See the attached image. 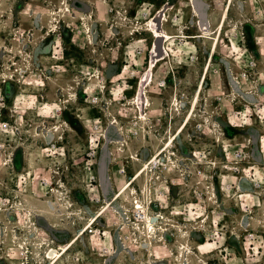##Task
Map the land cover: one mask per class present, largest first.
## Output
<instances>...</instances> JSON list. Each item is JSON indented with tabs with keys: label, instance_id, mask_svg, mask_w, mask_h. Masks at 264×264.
Returning a JSON list of instances; mask_svg holds the SVG:
<instances>
[{
	"label": "rangeland",
	"instance_id": "rangeland-1",
	"mask_svg": "<svg viewBox=\"0 0 264 264\" xmlns=\"http://www.w3.org/2000/svg\"><path fill=\"white\" fill-rule=\"evenodd\" d=\"M163 1L30 0L24 5L10 0L17 12L22 8L16 12L20 22L31 11L32 25L31 34L17 41L16 50L23 52L16 55L12 70L5 63L1 70L12 94L6 98L0 90V125L9 121L18 130L0 131L5 147L0 151V264H41V242L61 252L60 264H138L144 255L161 260L149 264H174L186 242L194 253H188L190 264H264V229L258 221L264 188L255 194L261 207L254 208L257 218L252 222L260 236L256 247L244 248L237 195L250 197L253 190L241 173L227 169L246 144L245 166L253 164L256 174L264 176V0H203L209 5L203 9L208 26L187 40L173 38L175 29L162 33L153 22L143 26V10L151 17ZM226 6L228 17L213 48ZM200 31L194 26L187 33ZM158 36L171 46L162 57L154 51ZM211 52H216L214 58ZM206 66L196 118L202 127L195 120L186 124L171 146L173 161L165 156L157 161L156 150L190 108L179 115L170 112L174 93L184 91L192 98ZM244 69L247 78H241ZM144 91L152 105L143 129L138 116ZM55 126L60 129L54 131ZM146 161L160 172L149 186L151 212L163 214L161 226L167 221L181 226V232L162 231L161 241L149 252L141 248L137 225L127 226L130 219L136 221L131 217L136 201L114 202ZM146 182L144 177L133 183L139 196ZM103 206L105 215L86 226ZM220 207L224 238L217 249L189 223L207 214L211 227ZM170 210H182V217H172ZM203 241L205 246L196 248Z\"/></svg>",
	"mask_w": 264,
	"mask_h": 264
},
{
	"label": "built area",
	"instance_id": "built-area-1",
	"mask_svg": "<svg viewBox=\"0 0 264 264\" xmlns=\"http://www.w3.org/2000/svg\"><path fill=\"white\" fill-rule=\"evenodd\" d=\"M225 1H227V0H225ZM205 6L207 7L209 5H206L205 3H203V0H164L161 3L160 7L157 10H155L154 14L151 17H149V11L148 10H143L142 16L144 17V20H143L142 24H143V26H145L147 23L153 22V24L156 27H157V25L160 26L162 33L163 32L165 33L167 30L171 31V29H173V30L175 29L177 31L176 32L177 35L174 36L173 38H175V37L179 38L180 37L182 40L192 39L191 36H197L199 34H203L202 31H204V30H202V28L203 27L205 28L208 26V23H209L208 19L209 18L203 10ZM163 25H164V27H163ZM194 26H196L197 29L201 30L200 33L194 34V35L187 33ZM165 41H166V38L164 36L163 50L166 53L167 52L166 47L169 50H171V46L169 45L170 41L165 46ZM153 43H154V39H153ZM155 48L156 47L154 45V51H155V54H157ZM151 55H152V48H151ZM250 63H251L250 67H253L252 65L255 64V61L250 60ZM151 70H152V68H151ZM240 75H241V78H247V70L246 69L242 70L240 72ZM152 77H153V75H152ZM164 86H166V81L162 80V82L160 83V87H164ZM141 93H142V97L140 99V102H141L142 110H141L140 115L138 116V119H139V122H141V124H142V127H140V128L144 129V127H145L144 121H146V119H147L146 116L148 115L147 110H148V107H150L152 104L150 103V99H149V96L147 95V92L144 91ZM232 95H234L233 92L228 94V96H232ZM233 99L237 100V98H235V96ZM191 100H192V98H190V96L186 92L177 90L176 93H174V95L172 97L171 106L169 108V111L170 112L172 111V113L174 111L179 115L180 111H182V113H183V110L185 108L190 107ZM185 110L187 111L188 109H185ZM10 111H11V109H10ZM199 112H200V110L198 111L197 107H196V111L193 113V115L191 116V119L188 123L195 120V122H197V125L199 126V128H201L202 123L199 121H196V118H197V115H199ZM158 121H162V119L159 118ZM188 123H187V125H188ZM136 124H137V122H136ZM171 125H172V123H170L169 126L171 127ZM97 127H98L97 123H94V128H97ZM169 128L167 129L168 133L170 130ZM58 129H60V126H55L53 130L57 131ZM15 130L17 131L18 127L16 125H12L9 121H5L0 125V131L4 135L13 134L15 132ZM44 130H45V128H44ZM261 142H263L262 139H261ZM261 146L264 148V144L261 143ZM4 148H5L4 144L0 143V151H2ZM246 148H247V145L244 144V145H242L241 148L236 150V152L234 153V160L230 163L231 165H229V166L227 165V169L230 170L231 172L235 173V174L241 173L240 178H244V177L247 178L250 181L251 186H252V190H253L252 196H250V197H248L247 195L243 196L240 193L237 195V199L241 202V209L243 211V216H242L243 219H242V222L239 223V229L241 231V234H243V236H242L243 237V239H242L243 246H244V248H248V247L253 248V247H256V243L258 242L257 241L258 237L260 236L259 230H257L255 228V226H252L253 220H255L257 218L254 216V214L256 215V213H255L256 211L254 208L261 207V199L258 200L256 198L255 194H256L257 190H262L264 188V186H263L264 185V176L259 177L258 174H256V171L254 170L253 164H249L251 166H249V165L245 166V162L243 161V159L245 157L244 154L246 153V151H245ZM223 152H225V154L228 153V148L226 145H223ZM208 163L209 162H207L206 165ZM210 164H212V163H210ZM212 165H216V164L213 163ZM121 171L125 172V168H122ZM199 173H201V171H199ZM239 180H241V179H239ZM238 185H240V183H238L236 185L235 189L239 190ZM141 193L142 194L139 196V201L141 202V206L139 208H137V210L134 213H131V217L136 216V221H133V219H130V222L128 221L129 223H127L126 221H122V222H126L128 224L127 225L125 223H122V225H127L129 229H130V227L133 229V227L136 225L138 226V224H141L142 226H144L145 218L147 217V215H149L150 217L157 218L156 223L158 224L157 225L158 234L163 230V227L168 228V230L173 228L175 230V232L178 230L181 232V230H180L181 226L177 225V223L171 224L169 221H167L168 223H170V225L166 226V224H165V226H161L159 223H161L162 219L164 220L163 214L159 211L152 213L150 210L152 203H153V200H151V196H153V195H151L152 193L148 194V192H145L144 190H142ZM238 196H239V198H238ZM233 197L236 198V196H233ZM249 200H256L257 204H254L251 206L247 202ZM135 201H137V200H135ZM145 204H147L146 207H145ZM255 205H257V206H255ZM136 207H138V206L136 205ZM262 209H263L262 214L259 215L261 217L258 219V221H259V224L262 226V229H264V206ZM222 210L223 209L221 207H220V209H218V213H220V215L217 216L216 219L212 220L213 222H212L211 227H210V225H207L208 224L207 220L209 217V216H207V214L202 215V216H198L199 218L196 217L193 220H190L193 223L192 222L189 223V224H191V227L194 230L201 233L203 238H206V236H207L206 239L209 240L212 244H214V246L217 249H220L223 247L224 231H223V224H222L223 218L222 217H223L224 213L222 212ZM257 210H258V208H257ZM175 211H180L179 212L180 214L176 215ZM182 214H183L182 210H170V215H172V217H175V216L182 217ZM200 217H202V218L200 219ZM205 217H206V219H205ZM171 222H173V221H171ZM181 224H183L184 227L187 226L186 225L187 223H181ZM169 226L171 228H169ZM134 231L135 230H133V232ZM165 231H167V229ZM188 231L191 232L190 229ZM130 234H132V233H130ZM138 235H142L141 232H139ZM132 236L129 234L127 235V237H130L131 239H132ZM143 238H144V236H143ZM143 238H142L141 248H143V249H145V251L149 252L150 249H152V247L150 244L145 243V240ZM147 238L149 240H151V237H149L148 235H147ZM158 238L161 241V236H159ZM203 242L204 243L202 245H199L197 243L196 248L201 249V247L205 246L204 244L206 241H203ZM185 244H188V243L186 242ZM180 248L181 249L186 248V246L184 244H180ZM203 249H206V248H203ZM157 260H158V263L161 262V260H159V258H152L150 260V259L146 258L144 255V256H139L137 262H138V264H149L151 261L152 262L154 261L156 263ZM174 262H175L174 264H184V263L190 264V263H188V261H186V260L181 261L179 258L177 260L175 259ZM201 264H209V263L206 261V263L201 262Z\"/></svg>",
	"mask_w": 264,
	"mask_h": 264
},
{
	"label": "bare ground",
	"instance_id": "bare-ground-1",
	"mask_svg": "<svg viewBox=\"0 0 264 264\" xmlns=\"http://www.w3.org/2000/svg\"><path fill=\"white\" fill-rule=\"evenodd\" d=\"M231 1V0H229ZM229 6H226L221 14H220V19H219V24L217 29L215 30L214 36H213V41H212V47L214 48L217 45L219 36L221 34V30L220 27L221 25L226 21L227 17H228V9ZM55 12V11H54ZM216 52H211L212 54V58H214ZM208 75V71H207V66L204 68L203 73H202V81L200 84V87L198 89H196L194 96L192 97L191 100V106L188 109V111L184 114V119L181 122V124L178 126V128L172 132L171 134H169L168 138L163 142V144L156 150V160H159L160 162H163V158L164 156L166 158H168L169 160L173 161V155L175 154L172 149L171 146H173V144L175 143V141L178 139L179 137V133H181V131L184 130L185 125L189 122V120L191 119V116L193 115V113L196 111V107L200 102L201 96L203 94V82L206 80ZM165 162V161H164ZM148 161H146L144 164H142L134 173L135 177L134 180H129L121 189V194H119L118 196H115L114 198V202H117L118 199H122L121 203L125 202L126 198L128 200L130 199H134L137 200L136 202H134V204H136L139 208L141 206V202L139 201V192L136 189V187H133V183L138 181L140 182V180L144 177L147 178V182L146 184L142 185V188L144 191L148 192V194L150 193V185L153 184V181L155 178L158 177V174L160 173L158 170H155V166H153L152 168L150 167V165L147 164ZM127 190H130V192H128ZM152 192V189H151ZM116 195V194H115ZM132 197V198H131ZM110 204V202H109ZM112 204V203H111ZM124 205V204H123ZM125 207H127V205H124ZM147 206V204H145V207ZM31 211L34 212V210L32 209ZM36 211H39V209H37ZM106 213L105 207L103 206L102 209H99L96 213L92 214L89 216V218L87 219L85 225H92L94 222H96L100 217L104 216ZM168 218V217H167ZM168 220V219H167ZM156 218L155 217H150L149 215H147V217L145 218L144 221V226H142L141 224H138L137 229H139L138 231L141 232V234L144 236V238L147 239V243L151 245V247L153 248L155 246V241L158 240L159 241V236L163 235L162 231H165L166 228L163 227V230L158 234V230H157V223H156ZM166 225H169L166 223ZM34 229L37 228V226L33 227ZM168 229V228H167ZM167 232V231H166ZM191 233V232H190ZM79 233H77L70 241H69V246L71 247L76 240H74L76 238V236H78ZM147 235L149 237H151V240H149L147 238ZM79 237V236H78ZM145 239V240H146ZM154 239V241H153ZM157 242V241H156ZM44 242L38 243L37 245V254H38V261H41V264H60L61 261V252L57 251L55 248L53 247H47V243H44L46 245H43ZM185 245V244H184ZM186 246V250L182 251V255L179 258L181 261L187 260L188 262L190 261L189 259V254L190 252L193 253V251L191 250V245L188 243L185 245ZM69 248H66V252ZM194 254V253H193ZM197 255V254H196ZM49 259V260H47ZM44 261V262H43ZM187 264V263H184Z\"/></svg>",
	"mask_w": 264,
	"mask_h": 264
},
{
	"label": "flooded vegetation",
	"instance_id": "flooded-vegetation-1",
	"mask_svg": "<svg viewBox=\"0 0 264 264\" xmlns=\"http://www.w3.org/2000/svg\"><path fill=\"white\" fill-rule=\"evenodd\" d=\"M14 2L26 5L30 0H14ZM9 4L10 0H0V90H4L2 94L6 98L12 94V91L8 88L10 83L7 80H1L3 64L5 63L6 69L12 70L16 63V55L23 52L21 49L16 50L17 41L26 39L25 33L31 32L32 25L31 11L28 16H25L22 23L19 20V14H17L22 12V8L20 12H17L16 4L14 3L13 7H10ZM18 22L20 26H18Z\"/></svg>",
	"mask_w": 264,
	"mask_h": 264
},
{
	"label": "water",
	"instance_id": "water-1",
	"mask_svg": "<svg viewBox=\"0 0 264 264\" xmlns=\"http://www.w3.org/2000/svg\"><path fill=\"white\" fill-rule=\"evenodd\" d=\"M163 42H164V38L162 36H158L154 38V44L156 46L155 49L157 52V57H162L164 55Z\"/></svg>",
	"mask_w": 264,
	"mask_h": 264
}]
</instances>
